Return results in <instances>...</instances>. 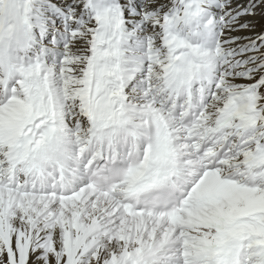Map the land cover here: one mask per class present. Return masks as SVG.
<instances>
[{
	"label": "snow or ice",
	"instance_id": "1",
	"mask_svg": "<svg viewBox=\"0 0 264 264\" xmlns=\"http://www.w3.org/2000/svg\"><path fill=\"white\" fill-rule=\"evenodd\" d=\"M264 0H0V264H264Z\"/></svg>",
	"mask_w": 264,
	"mask_h": 264
},
{
	"label": "rangeland",
	"instance_id": "2",
	"mask_svg": "<svg viewBox=\"0 0 264 264\" xmlns=\"http://www.w3.org/2000/svg\"><path fill=\"white\" fill-rule=\"evenodd\" d=\"M253 19H254V23L256 24V32L261 31L262 26H264V19H261L259 16Z\"/></svg>",
	"mask_w": 264,
	"mask_h": 264
}]
</instances>
